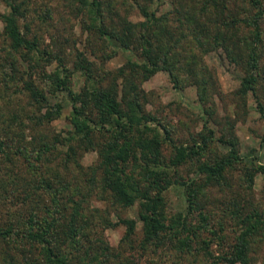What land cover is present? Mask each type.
<instances>
[{
	"label": "rangeland",
	"instance_id": "obj_1",
	"mask_svg": "<svg viewBox=\"0 0 264 264\" xmlns=\"http://www.w3.org/2000/svg\"><path fill=\"white\" fill-rule=\"evenodd\" d=\"M22 3L19 10V26L21 31L30 39H37L44 49L48 48L55 53L57 51L63 58L69 72L71 85L79 89L85 82L86 70L76 66L75 61L80 59L90 66L91 75L98 78L109 79L117 72V67L128 61L135 64L128 66L127 74L132 76L140 88V100L146 110L154 112L164 123L167 122L171 129L170 136L176 143L192 144L191 133L196 136V131L203 128L206 114L204 105H214L217 114L208 119V124L215 129L214 139L209 141L200 159L212 160L218 155L228 151V145L217 138L220 134L218 127L234 119V130L239 138L238 151L242 161L227 168L225 171V184H213L206 186L205 202L202 207L208 214L209 222L220 230L221 238L214 239L210 243V249L214 255L221 254L228 248L233 240V235L239 231L235 220L227 212L226 204L232 207L233 198L241 201H252L259 206H264V177L257 172L253 177L252 189L245 186L243 171L246 165L254 160L264 163V117L261 116L255 97L249 91L245 96V103L236 92L240 85V79L245 70L241 62L231 60L222 44L209 43L213 35L205 33L202 25L207 24V29L213 25V14L210 11L207 22H195L194 18L181 16L178 18L176 8H179L181 0H102V11L105 16L107 29L116 28L119 31L128 22H135V26L128 25V33L124 37L129 44H123L111 33L99 35L96 30L90 29L91 20L86 6L77 0H18ZM232 1V0H231ZM178 3V5H177ZM221 0H219V4ZM231 6L243 7L238 1ZM146 6L155 11V15L170 11L167 19L152 22L149 33L152 43L159 46L161 51L167 47L171 55L177 61L176 75L171 77L165 69H157L153 73L147 71V60L143 56L142 43L139 39L143 31L140 22L145 16L140 6ZM185 5L193 6L192 0H187ZM9 7L0 0V13L7 12ZM235 11V10H234ZM219 15L224 13L222 9H216ZM241 29L245 30L244 22ZM261 25L264 27V19ZM4 22L0 18V144L4 152L10 151L7 156H0V228L7 230L0 233V264H40L37 249L34 244L22 240L17 229L23 225L25 216L33 211L41 218L48 215L52 204L49 196L39 188V178L50 179L54 185L64 181L69 191H75L79 187L81 194H85L82 207V216L78 222L80 232L77 251L89 250L91 253L99 251L100 243L107 244V250L101 257L104 264H207V261L196 260L193 263L186 253H182L165 242L154 248L153 244L142 247L140 244L141 219L139 218V204L130 205L112 203L107 192L102 191L99 178L95 181L88 179L90 166L98 161L99 143L93 148L82 149L78 147L76 152L69 154L67 158L65 145L50 153H44L41 161L36 166L29 165L22 156L13 152L17 144L28 146L44 138L51 140L54 135L65 134V129L71 126L67 114L71 109L70 100L65 96L66 90L56 91L55 97L64 103L60 115L35 122V115L44 111L45 106L38 107L33 102L32 96L23 86L21 80L5 82V75H11L13 59H7L10 47V39L4 32ZM210 33V32H209ZM261 64L258 72L257 88L260 97L264 100V35L261 40ZM110 49L116 52L103 58V54ZM18 59L21 56L15 53ZM13 57V56H12ZM56 59V58H55ZM203 59L205 68L211 69L217 78L220 88L226 92L221 99L211 96L207 104L199 99L201 88L199 69ZM88 61L90 64H88ZM27 59H20L21 68L27 67ZM58 62L55 60L45 64V70L50 72ZM5 65L3 70V66ZM59 65V64H58ZM24 71L23 69L20 70ZM35 76V74H33ZM36 77V76H35ZM120 86V78H117ZM38 85L50 88L49 77L36 78ZM121 88V87H119ZM54 99V98H52ZM244 103V104H243ZM215 113V112H214ZM216 117L218 123L212 122ZM211 121V122H210ZM45 136V137H44ZM198 138V136H197ZM172 142L165 141L161 145V152L165 157L172 153ZM187 159L177 167V175L181 179L192 177L199 179L196 171V159ZM207 188L210 190L207 191ZM77 194V196L81 195ZM165 211L169 215L174 212L185 214L188 210L187 200L181 185L172 183L165 191ZM201 201V199H198ZM62 212H56L58 220L69 212L68 202L64 198ZM202 202V201H201ZM48 207V208H47ZM64 215V216H63ZM121 217H133L136 219V232L130 239L123 237L125 224L119 221ZM49 218V216H48ZM206 237L210 234L202 232ZM18 236V237H16ZM101 242H100V241ZM76 250H73L75 253ZM102 255V254H101ZM235 264H264V238L256 244H251L246 263Z\"/></svg>",
	"mask_w": 264,
	"mask_h": 264
},
{
	"label": "trees",
	"instance_id": "obj_2",
	"mask_svg": "<svg viewBox=\"0 0 264 264\" xmlns=\"http://www.w3.org/2000/svg\"><path fill=\"white\" fill-rule=\"evenodd\" d=\"M3 1L9 7L7 12L0 13V18L4 22V32L10 39L6 58L11 60L14 58L13 66H10L11 75L8 77L5 75V82L21 80L24 88L32 96L33 102L37 103L38 107L45 106L44 111H39L35 115L37 124L44 120L50 121L51 118L61 114L64 103L55 97L56 91L66 90L65 96L71 104L67 114L71 126L65 129V134H56L50 141L42 138L40 142L37 141L30 146L17 144L13 147V152L22 156L29 165L36 166V162H42L41 157L44 153L52 152L60 144L65 145L64 153L71 159L72 156L69 154L75 153L78 147L85 150L99 143V158L95 165L90 166L88 179L93 182L99 178L102 191L107 192L112 203L139 204L142 247L153 244L154 248H157L168 240L178 251L186 253L189 257L191 255V263L199 259L207 261V264L246 263L251 244H256L264 238V206L254 203L251 198H246L245 202L240 198H233L232 207L229 203L226 204L227 212L235 220L239 231L233 235L228 248L218 256L210 249L211 241L221 238L222 222H219L220 230L209 222L208 214L202 207L203 201L205 202V188L213 184H225V171L242 161V157L238 151L239 138L234 130V119H229L228 123L218 127L220 134L217 138L229 146L228 151L212 160L200 159L198 156L207 143L214 139L215 129L208 124V119L217 114V109L206 102L213 94L222 99L226 93L220 88L212 70L205 68L204 71L203 59H198V62L202 63L198 73L201 84L198 95L200 101L207 104L203 106L207 116L203 123L204 129L196 131L198 138L191 133L192 144H178L170 136L171 129L167 122H162L158 115L143 107L140 88L134 78L127 74L128 66L136 62L124 63L117 67V72L106 79L91 75L90 66L77 59L76 66L84 68L87 76L82 86L76 89L71 85L69 72L65 70L67 66L60 54L57 51L52 53L48 48L44 49L37 39H30L21 31L18 20L22 3L18 0ZM77 1L83 2L86 6L91 20L90 29L96 30L101 36L111 33L123 44H129L124 33L128 30V25L135 26V22H128L120 31L114 27L107 29L102 0ZM186 1L181 0L179 5L177 3L178 18L195 17L196 23L198 21L202 23L207 22L208 14L214 11L211 12L214 24L209 29L207 24L202 25L205 33L213 35L209 43L212 46L222 44L231 60L242 63L245 73L235 90L244 103L246 94L251 91L257 108L264 117V100L260 97L257 88L261 64V40L264 35V27L261 25L264 19V0H221L220 4L219 0H192L193 6L185 5ZM237 1L241 5L243 2L246 5L234 9L230 2L233 4ZM219 8L221 12L222 9L224 10L221 15L215 12ZM140 10L145 19L140 22L143 31L139 39L142 43L141 52L147 60L148 73L165 69L171 77H174L177 68L176 59L171 55L168 47L161 51L159 46L153 44L149 33L152 22L167 19L170 11L155 15V11L142 5ZM241 22H244L245 30L241 29L239 25ZM127 34L125 33V36ZM115 52V49H110L109 53L102 56L107 59ZM15 53L21 56L20 59H27L26 69L21 68L22 64ZM55 60L59 65L56 64L55 68L47 72L45 64L48 65ZM4 67L5 65L3 70ZM22 69L24 71L21 72ZM45 76L50 79L49 89L36 82V78L43 79ZM117 78H120V86ZM213 118L212 122H216V117ZM165 141L172 142L173 146L172 153L168 157L161 152V145ZM2 152L7 156L10 151L5 153L0 144V153ZM193 156H196L194 158L199 179L195 177L181 179L177 175V167ZM257 172H261L264 177V163L255 160L250 165H246V170L243 171L245 186L250 190L254 174ZM173 182L183 188L188 205L185 214L174 212L168 215L165 211L164 191ZM38 187L49 196L52 208L46 212L47 216L43 215L41 218L30 211L17 232L22 240L36 246L39 263L104 264L101 257L108 249L105 242L102 244L99 240L101 242L99 251L93 253L86 250L87 248L79 252L77 245L73 247L74 243L79 241L77 236L81 230L78 222L86 198L85 194H81L79 187H75V191H69L64 181L54 185L50 179L41 177ZM208 190L210 189L207 188ZM77 194L81 195L77 196ZM64 198L68 202L69 212L66 216L63 215L64 222H61L56 212H62ZM119 221L125 224L123 237L130 239L136 232V219L121 217ZM6 231L0 228V233ZM206 231L210 237L202 234ZM73 250L76 252L73 253Z\"/></svg>",
	"mask_w": 264,
	"mask_h": 264
}]
</instances>
